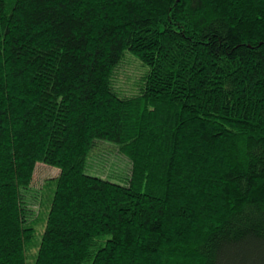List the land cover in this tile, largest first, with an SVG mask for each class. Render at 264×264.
<instances>
[{
  "label": "trees",
  "instance_id": "1",
  "mask_svg": "<svg viewBox=\"0 0 264 264\" xmlns=\"http://www.w3.org/2000/svg\"><path fill=\"white\" fill-rule=\"evenodd\" d=\"M0 264H264V0H0Z\"/></svg>",
  "mask_w": 264,
  "mask_h": 264
},
{
  "label": "rangeland",
  "instance_id": "2",
  "mask_svg": "<svg viewBox=\"0 0 264 264\" xmlns=\"http://www.w3.org/2000/svg\"><path fill=\"white\" fill-rule=\"evenodd\" d=\"M139 69L140 63L134 58H129L118 75L119 85L129 92L134 91L137 79L140 77ZM87 172L114 182L124 183L130 176L131 163L116 144L99 141L91 152ZM59 173V168L41 162L36 165L31 183L32 190L28 193L26 200L33 207L38 219L43 220L46 217L44 206H41L39 202L41 194L47 191L44 185L48 184L49 179L57 177ZM33 195L38 196L39 200L37 201ZM33 255V250L28 253L29 262H33Z\"/></svg>",
  "mask_w": 264,
  "mask_h": 264
}]
</instances>
